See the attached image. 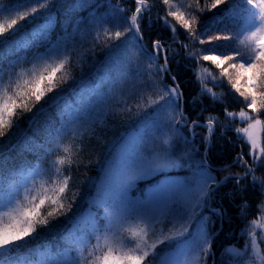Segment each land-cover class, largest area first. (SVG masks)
<instances>
[{"label": "snow or ice", "instance_id": "snow-or-ice-1", "mask_svg": "<svg viewBox=\"0 0 264 264\" xmlns=\"http://www.w3.org/2000/svg\"><path fill=\"white\" fill-rule=\"evenodd\" d=\"M65 2L16 0L0 6V45H7L10 55L13 49L18 52L33 47L37 39L43 40L48 35L51 10ZM160 2L165 6V15L156 19L162 20L173 35L178 24L186 30L192 43L209 45L207 49L189 50L186 55L197 64L211 61L216 68H221L219 76L209 73L212 80L223 78L229 68L235 71L237 79L235 83L229 79V83L251 113L244 108L235 112L225 107L224 114L230 122L238 119L246 125L236 126L233 131L248 145L253 163L249 164L241 151L236 162L245 167L243 175L230 174L219 180L213 175L206 155L199 161L195 159L198 150L189 137L181 135L177 125H190L193 138L194 129L204 127L205 143L210 144L219 118L209 115L203 125L198 120H189L179 103L183 92L176 77L171 75L175 86L164 82L165 73L170 75L171 46L165 48L156 39L149 50L141 31L145 19L149 25L152 23L150 13L154 0H134L135 8L130 15H125V9L119 7L99 15L93 10L86 20L77 22V34L73 37L88 44L83 51L55 43L43 54L37 53L28 68L19 67L17 62L8 69L0 63V138H3L11 129L19 127L15 119L18 110L22 114L35 108L37 113H42L46 105L57 102L59 92L48 100L45 98L69 79H76L70 75L74 55V66L82 72L85 53L94 56L97 47L102 51L107 49L104 76L82 91L79 106L61 108L70 125V143L62 142L65 124L49 132L55 148L62 154L47 169L31 164L10 168L0 161V264H207L209 255H215L212 246L218 233L209 230L211 218L204 210L208 208L223 217L220 209L210 207L221 184L234 178L239 185L242 179L251 176L253 186L259 183L264 195V180L255 175L256 167H264V144H261L264 120L260 118L264 113V0H233L226 10L229 23L222 33L215 31V25L222 23L225 16L217 15L201 28L199 15L229 0H212L210 4L204 0L203 5L200 0ZM90 3L91 0H76V5L68 11H79L81 6H90ZM194 23L198 26L195 29ZM22 33H27L30 39L21 36L8 44L9 37ZM86 36L90 39L85 40ZM182 47L189 49L188 44ZM4 51L0 48V61L4 60ZM160 59L163 64L157 63ZM202 71L207 69L201 67L196 72L200 94L222 102L207 87ZM5 76L7 83H4ZM105 86L108 91L101 95L100 90ZM41 101L45 104L36 108ZM148 109L153 111L149 113ZM141 117L145 120L143 126L123 141L114 156L109 152L111 159L106 161L103 179L93 186L95 194L85 199L86 207L73 212L81 197L73 168L88 167L92 163L89 160L85 164L82 158L85 141L99 139L98 129L105 127L110 118L127 122ZM39 147L45 148V145ZM185 167L192 170L191 180L168 181L142 197L129 196L137 180ZM224 171H228L227 165ZM247 206L245 202L243 208ZM258 210L260 219L251 220L244 230L247 240L243 247L233 244L224 248V264H264V248H261L264 201ZM69 213H73L69 217L70 227L64 230L58 244L45 243L27 252L20 251L41 235V229H47L53 220L68 217ZM161 245L170 251L162 254L158 251Z\"/></svg>", "mask_w": 264, "mask_h": 264}, {"label": "trees", "instance_id": "trees-1", "mask_svg": "<svg viewBox=\"0 0 264 264\" xmlns=\"http://www.w3.org/2000/svg\"><path fill=\"white\" fill-rule=\"evenodd\" d=\"M16 0H0V6H7L9 3H15ZM203 5L204 0H200ZM212 0H208L210 4ZM233 0L228 3L220 5L212 11H206L199 15V25L202 26L206 22H210L211 18L217 15L225 16L222 23L215 25V31L222 33L225 26L228 25L226 10L230 7ZM76 5V0H66L63 6H57L51 10L52 25L48 31V35L43 39H37L35 45L28 49H21L12 54L8 53L7 45H0L4 48V60L0 61L6 68L12 69L15 63H19V67H30V61L37 54H43L50 44L60 43L62 46L67 45L69 48L76 47V51H83L88 47L87 43H83L77 37V22L86 20L89 13L93 10L99 15L111 11L115 7L125 9V15H130L135 8L134 0H91L90 6H81L79 11H68L69 8ZM99 5V7H97ZM146 17L149 14H145ZM152 23L149 25L148 20L145 19L141 23V31L143 32V43L149 50L152 48V42L156 39L161 40L165 48L171 46L169 50L168 67L170 75L165 73L164 82L169 85H174L171 80V75L176 77L179 83L180 90L183 92V97L180 104L184 110L185 115L189 120H198L199 125L205 123V118L209 115L217 116L219 118V125L215 127L211 136L210 144L205 143V136L207 131L202 126H197L194 131L196 133L193 138L190 125L185 124L179 126L181 135L189 137L192 144L198 150L194 155L195 159L199 161L206 155L207 163L214 176L219 180H223L225 176L232 174L243 175L245 167L236 162V157L243 151L245 159L249 164H252V159L248 155L249 147L242 140L237 138V134L233 131L236 126H246L240 120L229 121L225 118L224 108L227 107L229 111L239 112L241 108L251 113L250 109L245 107V102L242 97H239L229 83L228 74L223 78L212 80L209 73L219 76L222 71L221 68H216L211 61H202L201 64L188 57L186 52L194 48L207 49L209 45H200L199 43H192L187 36L185 29H182L178 24L176 27V34L173 33L164 25L162 20H157L156 17H163L165 15V6L160 0H154V6L150 13ZM172 19V18H169ZM43 23V19L40 21ZM175 23V21H173ZM81 29L84 25L79 26ZM197 24H193V28H197ZM30 39L27 33H22L18 37H9L8 44H12L14 40ZM90 37H85V40ZM174 41H179L174 42ZM183 44H188L189 49H184ZM173 51L176 53L173 55ZM106 53L107 49L101 50L97 47L95 55L85 53V62L83 71L75 68V55L73 58V67L70 75L75 76V80L69 79L67 83L63 84L62 88L57 89L56 92L50 93V97L56 96L60 93L55 104L46 105L42 113H37L34 108L32 112L19 113L15 119L19 122V127H14L9 133L0 138V161L4 162L10 168H20L25 164L33 166H40L47 169L51 162L55 160L57 155H61L59 149L55 148V142L51 141L49 132L53 128H59L61 123L65 124L63 143H70L68 139V124L67 118L61 112V108L65 106L77 107L79 106L81 93L87 88L92 87L93 84L99 82L100 78L104 76L106 68ZM211 54V53H206ZM163 64V59L157 61ZM19 67H15V71H19ZM207 69L202 71V78L206 81L207 87L221 97L222 102H214L210 96L201 95V84L196 79L197 69ZM59 75V74H58ZM232 82V80H231ZM4 83H7V76H5ZM233 83V82H232ZM244 83V82H243ZM2 88V85H0ZM101 95L108 91V88H101ZM222 94V95H221ZM195 97V102L193 98ZM45 101H41L36 108L44 105ZM86 107V106H85ZM70 111V109H69ZM88 111H91L88 109ZM153 110L148 109L151 113ZM260 118L264 120V113L260 114ZM145 120L143 117L128 120L127 122L117 119L106 120V126L98 129L99 139H92L85 141V151L82 154L84 163L87 164L89 160L92 161L88 167L81 165L79 169L73 168L74 180L81 189V197L73 206V212H78L86 207L85 199L95 194L94 185H97L103 179L104 168L107 166L106 161L110 160L109 152L114 156L119 150L123 141L140 129ZM162 131H167L162 128ZM34 142V144L32 143ZM261 144H264V133L261 134ZM45 145V148L39 147ZM31 150H28V148ZM99 161L100 163H96ZM228 166V171H224L225 166ZM255 175L264 180V167H256ZM192 170L185 167L183 169L173 170L168 173H161L147 179L137 180L134 184V194L142 195L145 191L163 180H191ZM264 201V195L259 183L253 186L251 176L242 179L237 185L234 178H230L227 182L222 183L215 193L210 207L220 209L224 215L218 217L210 212L208 208L204 213L211 218L209 230L217 232L218 235L214 237L212 252L215 255H209L207 264H224L223 252L224 248L235 244L242 248L247 240L244 230L249 227V222L253 219H260V212L258 205ZM247 203V207L243 205ZM243 208V212H242ZM73 213H69L68 217L61 216L57 220H53L47 229H41V235L34 240H31L26 248L20 249L21 252H27L29 248H34L36 245H43L51 243L53 245L60 242V238L67 227H70L69 217ZM50 229V230H49ZM264 248V244H262ZM158 251L162 254L170 251L165 245H161ZM15 255V254H14Z\"/></svg>", "mask_w": 264, "mask_h": 264}, {"label": "rangeland", "instance_id": "rangeland-1", "mask_svg": "<svg viewBox=\"0 0 264 264\" xmlns=\"http://www.w3.org/2000/svg\"><path fill=\"white\" fill-rule=\"evenodd\" d=\"M224 67H228V65L225 64ZM227 74H228V77L232 80V82L235 83V81H236V79H237V75H236L235 71L229 68V71H228ZM243 82H244V81H241V84H242V85L244 84ZM242 90H243V88H242ZM132 134H134V133H132ZM132 134H130V136H131ZM130 136H129V137H130ZM168 181H172V180H163L161 183H158V184H156V185H154V186L149 187V188L145 191V193L142 194V195H136V194H134V192H135L134 187L137 185V184H136V185H135V186L129 191V196L132 197L133 199H135V198H137V197H142V196H144V195H147V193H148L151 189L157 187L158 185H162V184H164V183H166V182H168ZM256 231L259 233V232H260V229L257 228ZM261 248H263V247H262V244H261Z\"/></svg>", "mask_w": 264, "mask_h": 264}]
</instances>
